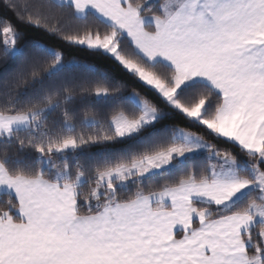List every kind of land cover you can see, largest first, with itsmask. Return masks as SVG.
Masks as SVG:
<instances>
[{"label": "snow or ice", "instance_id": "6c2138e0", "mask_svg": "<svg viewBox=\"0 0 264 264\" xmlns=\"http://www.w3.org/2000/svg\"><path fill=\"white\" fill-rule=\"evenodd\" d=\"M0 264H264V0H0Z\"/></svg>", "mask_w": 264, "mask_h": 264}, {"label": "trees", "instance_id": "16d2710c", "mask_svg": "<svg viewBox=\"0 0 264 264\" xmlns=\"http://www.w3.org/2000/svg\"><path fill=\"white\" fill-rule=\"evenodd\" d=\"M28 35H29V36H32V35H35V33H33V32H29Z\"/></svg>", "mask_w": 264, "mask_h": 264}]
</instances>
